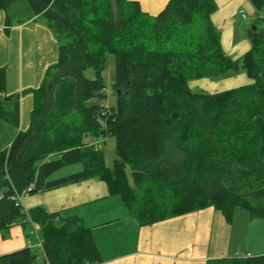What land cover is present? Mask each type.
I'll use <instances>...</instances> for the list:
<instances>
[{"label":"trees","instance_id":"1","mask_svg":"<svg viewBox=\"0 0 264 264\" xmlns=\"http://www.w3.org/2000/svg\"><path fill=\"white\" fill-rule=\"evenodd\" d=\"M249 1L250 49L234 58L212 21L215 0H169L158 15L130 0H0L7 29L39 17L58 42L57 63L33 91L29 128L0 151V232L22 225L41 246L1 255L0 264H100L80 218L26 213L13 199L91 178L141 226L209 207L227 222L238 209L264 219V0ZM240 73L251 81L226 91L190 86ZM5 85L0 67V117L17 125L18 99L3 95ZM102 137L114 139L111 165L92 144ZM74 165L81 169L55 177ZM206 264H264V254Z\"/></svg>","mask_w":264,"mask_h":264},{"label":"crops","instance_id":"2","mask_svg":"<svg viewBox=\"0 0 264 264\" xmlns=\"http://www.w3.org/2000/svg\"><path fill=\"white\" fill-rule=\"evenodd\" d=\"M130 1L138 2L150 15H158L169 2ZM215 3L217 10L212 21L221 32L222 47L228 55L238 58L250 49L247 30L238 12L248 9L254 14V7L249 0H215ZM5 20L6 12L0 9V67L5 69L6 76L3 95L18 99L19 114L17 125L0 117V151L11 145L18 132L29 128L35 105L33 91L42 86L47 70L58 61L57 39L39 17L14 23L8 29ZM250 81L245 73H240L218 82L195 80L190 86L217 93ZM107 139H95L92 144L105 152L101 144ZM36 207L62 217L80 218L92 232L101 254L100 264H206L225 256L264 254V219L252 218L246 210H236L231 222L221 211L209 207L141 226L122 198L111 194L106 183L98 178L23 196L22 210L27 213ZM10 231L14 239L0 240V256L27 246L38 247V235L31 233L34 236L31 240L22 225H14Z\"/></svg>","mask_w":264,"mask_h":264},{"label":"rangeland","instance_id":"3","mask_svg":"<svg viewBox=\"0 0 264 264\" xmlns=\"http://www.w3.org/2000/svg\"><path fill=\"white\" fill-rule=\"evenodd\" d=\"M242 10L246 14V19H242V17H241V15H240L239 12H238V17L242 20L241 23L245 25L246 30H249V29H251L253 27V24L256 23V15H255V12H254V14H251L250 13V10H248V9L247 10L246 9H242ZM260 24H264V20H261ZM105 76L107 78V90H106V92L110 96L107 99L106 104L111 105V104H114V93L110 89L111 88V81H112V77H113V72H112V66H111V64H109V67H108L107 72L105 73ZM230 77H232V76H228V77H226L224 79H227V78H230ZM224 79H221V80H224ZM200 80H202V79H200ZM207 80H209V79H207ZM203 82L204 81H202L201 83H203ZM212 82H218V81H212ZM192 86H193V84H192ZM204 91L208 92L206 89ZM101 146H103L104 149H105L106 162L107 161L112 162L113 158L115 157V154H114V146H115L114 139L113 138L107 139L105 141V143H102L101 144ZM80 169L81 168H80L79 165L69 166L66 169H63V170L57 172L55 174V177L68 175V174L73 173V172H76V171H78ZM36 229L38 230V227H36ZM10 230H11V228L7 232H0V240L1 241L8 242L9 240H11V239L13 240L14 239L13 236H12V234H11V231ZM28 232H27L28 237L31 240H34V236L32 234H29Z\"/></svg>","mask_w":264,"mask_h":264},{"label":"built area","instance_id":"4","mask_svg":"<svg viewBox=\"0 0 264 264\" xmlns=\"http://www.w3.org/2000/svg\"><path fill=\"white\" fill-rule=\"evenodd\" d=\"M241 13V16L244 18V19H246V14H245V12L244 11H241L240 12ZM31 188H32V186H29V188H28V190H31ZM23 196H25V193H22V194H16L15 196H14V200H15V204H16V206H19V207H21L22 208V200H23ZM39 247L41 246V243L39 242V245H38Z\"/></svg>","mask_w":264,"mask_h":264},{"label":"water","instance_id":"5","mask_svg":"<svg viewBox=\"0 0 264 264\" xmlns=\"http://www.w3.org/2000/svg\"><path fill=\"white\" fill-rule=\"evenodd\" d=\"M255 29V27H253Z\"/></svg>","mask_w":264,"mask_h":264}]
</instances>
